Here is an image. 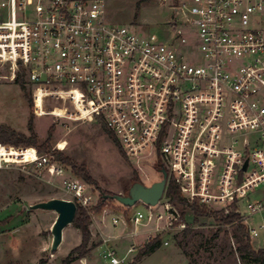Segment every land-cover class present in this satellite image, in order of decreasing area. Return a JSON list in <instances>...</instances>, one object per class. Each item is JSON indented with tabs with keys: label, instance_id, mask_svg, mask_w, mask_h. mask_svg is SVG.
I'll list each match as a JSON object with an SVG mask.
<instances>
[{
	"label": "built area",
	"instance_id": "obj_1",
	"mask_svg": "<svg viewBox=\"0 0 264 264\" xmlns=\"http://www.w3.org/2000/svg\"><path fill=\"white\" fill-rule=\"evenodd\" d=\"M170 4L182 28L173 25L175 40L165 44L108 25L105 0H0V65L10 81L24 75L36 111L39 95L43 106L49 97L69 101L74 114L57 118L103 125L128 160L164 168L167 186L172 179L188 204L239 213V201L264 184V0ZM24 164L62 179L78 205L93 207L87 185L66 178L54 157L37 153ZM164 201L141 204L146 212L132 215L127 237L150 225V234L185 230ZM263 209L248 206L250 216ZM101 218L126 226L124 214L105 210ZM123 262L115 250L103 254V264Z\"/></svg>",
	"mask_w": 264,
	"mask_h": 264
},
{
	"label": "rangeland",
	"instance_id": "obj_2",
	"mask_svg": "<svg viewBox=\"0 0 264 264\" xmlns=\"http://www.w3.org/2000/svg\"><path fill=\"white\" fill-rule=\"evenodd\" d=\"M105 1L106 21L110 26L129 27L143 34L156 35L165 44L175 40L173 25L182 28L179 18L175 19L170 10V0L168 3H164V0ZM7 76L8 69L0 65V125H7L17 133L30 137V102L14 81L6 79ZM26 88L35 107L33 91L28 86ZM37 102V111L35 107L33 115L36 135L44 142L48 139L49 130L54 128L52 152L62 153L77 166L86 168L94 182L92 185L85 183L88 194L92 196L91 207L97 205L101 195L126 196L135 183V177L139 180L137 182L147 187L161 181L157 164L154 166L150 161L135 163L124 159L115 143L103 131L102 125L95 122L74 123L57 118L66 117L62 110L74 114L69 101L49 97L43 106V101L37 97ZM30 152L34 153V158L28 157ZM36 158V149L0 148V162L8 163L0 164V264H65L70 253L82 243L79 230L73 225L69 226L63 233L60 248L51 254V229L57 215L40 210L31 211L29 208L52 199L76 202L65 192L62 179L52 178L46 170L35 165L24 164ZM61 167L66 170V178L82 181L70 167ZM250 204L264 208V184L239 201L238 214L243 221L250 216ZM105 210L112 211L116 216L124 214L126 226L120 224L117 228L113 227L110 219L102 223L101 214ZM139 211L146 212V208L138 204L128 209L115 201H107L100 213L92 214L95 221L90 226L92 240L86 258L73 260L69 264H103V254L108 249L116 251L118 258L124 260L122 264H255L242 259L233 237L234 227L218 225L211 219L196 222L188 215L185 230L152 234L148 231L153 225L142 226L136 229L141 231V235L130 239L127 235L135 228L131 217ZM208 211L219 212L214 209ZM245 223L249 231L256 230L259 233V238L252 239L253 248L264 249V229H261L264 225V209L250 216ZM108 237L115 239L106 242ZM151 237H160L162 247L139 260L140 252ZM165 243L169 246H164ZM75 258L77 254L73 256Z\"/></svg>",
	"mask_w": 264,
	"mask_h": 264
},
{
	"label": "trees",
	"instance_id": "obj_3",
	"mask_svg": "<svg viewBox=\"0 0 264 264\" xmlns=\"http://www.w3.org/2000/svg\"><path fill=\"white\" fill-rule=\"evenodd\" d=\"M21 90L24 92L26 99L30 102L31 108V119L29 122V132L30 137H26L14 131L7 125H0V148L1 147H14L17 149L24 150H35L39 155H48L54 157V159L63 166L70 167L72 172L81 179L87 185H92L94 182L88 175L87 170L84 166H77L70 158L64 156L59 152H52L51 138L54 133V128L49 130L48 139L41 142L34 131V112L35 107L31 96L27 94L26 83L24 80V75H19L15 81ZM103 131L107 136L115 143L116 147L119 149L120 154L124 159H126L124 153L122 152L119 144L114 139L113 135L102 125ZM157 167L160 168L159 165ZM139 181L135 177V183ZM111 196V195H110ZM165 197L170 201V203L179 211L182 216V221L186 222V217L191 215L196 222L200 220H213L215 223L221 226H231L234 227L233 237L238 244V250L242 256L243 260H250L255 264H264V249L256 250L252 246V238L249 233V228L247 227L245 221L237 213L235 206H232L226 210L220 212L208 211L205 207H200L198 205H190L182 197L181 192L175 182L171 179L166 188ZM110 200H104L103 195H101L99 202L95 207L91 209H85L80 205H77V213L73 226L79 230L82 237V243L79 247L75 248L65 260V264H69L73 260H82L86 258L88 254V247L92 240V233L90 231L91 226V215L95 213H100V211L106 206V202ZM162 247L160 237H157L151 241L144 249L140 252L138 259H142L154 254L157 250ZM77 254V258L73 259V256Z\"/></svg>",
	"mask_w": 264,
	"mask_h": 264
},
{
	"label": "water",
	"instance_id": "obj_4",
	"mask_svg": "<svg viewBox=\"0 0 264 264\" xmlns=\"http://www.w3.org/2000/svg\"><path fill=\"white\" fill-rule=\"evenodd\" d=\"M161 181L154 183L150 187L142 183H134L126 196L105 195L104 200L115 201L124 208H134L138 204L148 207H156L163 199L168 182V173L164 168L160 169ZM31 211L52 212L57 215V220L51 229L52 247L51 254L60 248L63 242V233L66 228L72 226L77 213V205L73 201L52 199L47 202L35 204L29 208Z\"/></svg>",
	"mask_w": 264,
	"mask_h": 264
},
{
	"label": "bare ground",
	"instance_id": "obj_5",
	"mask_svg": "<svg viewBox=\"0 0 264 264\" xmlns=\"http://www.w3.org/2000/svg\"><path fill=\"white\" fill-rule=\"evenodd\" d=\"M44 96H45V95H39V96H38L39 100H40V101H43V100H42V97H44ZM59 118H60V117H59ZM28 157H32V158H34V153H31V152L28 153ZM36 160H37V158L34 159L32 162H34V161H36ZM29 163H31V162H29Z\"/></svg>",
	"mask_w": 264,
	"mask_h": 264
},
{
	"label": "crops",
	"instance_id": "obj_6",
	"mask_svg": "<svg viewBox=\"0 0 264 264\" xmlns=\"http://www.w3.org/2000/svg\"><path fill=\"white\" fill-rule=\"evenodd\" d=\"M259 238V237H258Z\"/></svg>",
	"mask_w": 264,
	"mask_h": 264
},
{
	"label": "flooded vegetation",
	"instance_id": "obj_7",
	"mask_svg": "<svg viewBox=\"0 0 264 264\" xmlns=\"http://www.w3.org/2000/svg\"><path fill=\"white\" fill-rule=\"evenodd\" d=\"M160 170V169H159Z\"/></svg>",
	"mask_w": 264,
	"mask_h": 264
}]
</instances>
